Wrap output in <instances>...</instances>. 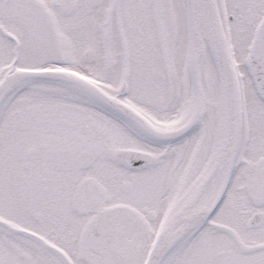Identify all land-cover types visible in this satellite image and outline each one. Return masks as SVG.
I'll return each mask as SVG.
<instances>
[{
	"label": "snow or ice",
	"instance_id": "1",
	"mask_svg": "<svg viewBox=\"0 0 264 264\" xmlns=\"http://www.w3.org/2000/svg\"><path fill=\"white\" fill-rule=\"evenodd\" d=\"M0 264H264V0H0Z\"/></svg>",
	"mask_w": 264,
	"mask_h": 264
}]
</instances>
